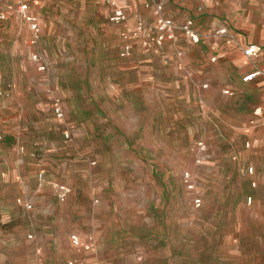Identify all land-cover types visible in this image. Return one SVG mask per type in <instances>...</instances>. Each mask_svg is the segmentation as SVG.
Here are the masks:
<instances>
[{"label":"rangeland","instance_id":"374dc122","mask_svg":"<svg viewBox=\"0 0 264 264\" xmlns=\"http://www.w3.org/2000/svg\"><path fill=\"white\" fill-rule=\"evenodd\" d=\"M129 5L134 19L142 5ZM1 6L8 17L0 21V75L12 89L0 94V264L38 257L46 264H264V147L221 145L196 98L170 95L169 71L144 77L146 53L135 46L120 54V27L106 0H31L41 24L35 43L16 5ZM49 89L63 96V120L51 110ZM114 93L122 115L109 111ZM199 139L211 157L203 163L192 150ZM41 159L50 191L38 188ZM239 160L257 166V185L240 173ZM53 181L72 184L67 203H59ZM63 216L69 229L97 236L94 251L70 241L69 251L51 252L46 227Z\"/></svg>","mask_w":264,"mask_h":264},{"label":"crops","instance_id":"0c3cea01","mask_svg":"<svg viewBox=\"0 0 264 264\" xmlns=\"http://www.w3.org/2000/svg\"><path fill=\"white\" fill-rule=\"evenodd\" d=\"M116 1L128 14V20L118 23L120 34L122 30L133 28L139 20L143 21L145 25L141 37L134 39V47L138 46L146 53L145 61L141 65V68H144L142 73L144 77L159 76L163 71H169L168 74L171 75L172 81V88L169 90L170 95L196 98L200 117L205 123L210 125L208 127H212L218 132L217 139L221 142V145L226 146L227 143H230L240 147H264V77L257 76L249 80L243 79L244 75L253 71L256 67L264 70V0H159L163 3L166 14L178 21H184L188 17H192L198 29L204 33L212 32L221 25H227L239 36L243 43L260 45L259 52L252 59L248 58L235 45L227 44L219 35H205L200 41L194 42L182 30H178L174 39L166 40L161 46L146 47L142 44L141 39L155 29V16L152 9L145 6L144 0ZM131 1L140 3L143 8L134 19L130 15L131 7L129 3ZM106 2L109 7L108 16H110L113 7L110 0H106ZM23 25L26 37L31 38L32 31L28 24L24 21ZM213 56H216V58L212 59ZM203 83L208 85L203 86ZM9 84L2 77L0 94H11L9 91H11L12 85ZM180 86L181 88H179ZM226 89L229 92H225ZM114 94L116 96L112 95V109L109 111H114L113 116H116V113L122 115V111L119 108L122 98L117 97V93ZM59 95L63 98L61 94ZM201 101L204 102V106ZM63 104L66 112L67 106L64 100ZM209 106L214 107L217 113L216 120L208 119V115L212 111H210ZM96 109L100 112L104 111L105 114L107 112V117L110 116L108 110H101L103 109L101 104H97ZM51 110L53 112L52 100ZM66 129H63V134ZM99 129L100 127L96 123L95 131L98 133ZM196 142L197 140L192 145L195 157L197 156ZM247 142L250 144L247 145ZM16 149L17 145L15 146ZM234 156L237 158L238 154L235 153ZM25 159L26 157H23L22 161H25ZM210 159L209 146L207 144L205 158L202 163ZM94 161L96 163V159ZM44 163L43 159L36 163V179L39 189L50 191L49 178L47 179ZM249 165L254 166V172H246L245 169ZM238 169L242 175L249 177L252 184L256 182L253 185H257L258 170L253 162L244 163L239 160ZM39 171H44L46 176V181L41 185L37 176ZM57 182L65 183L71 187L65 200L58 198L56 189L53 192L60 204L67 203L73 194V186L69 181ZM249 196L252 197V195ZM23 198L30 200L26 197ZM30 201L32 202V200ZM22 206L25 207L24 205ZM62 218L65 219L67 217L57 218L54 220L55 225L51 223L49 227H46L47 231H50L48 243L50 248H52V253H56L57 247L60 246L66 251L70 250V231L75 230V228L69 229V223L60 221ZM75 231L79 233L82 243H91L92 246L89 250L94 251L98 245L97 236L92 232L83 233L80 228H76ZM75 247H82V250L85 249L83 246ZM69 257L70 255H66L65 259ZM37 260L46 264L41 257H38L33 264ZM71 260L69 259L68 262Z\"/></svg>","mask_w":264,"mask_h":264},{"label":"built area","instance_id":"2783aa9c","mask_svg":"<svg viewBox=\"0 0 264 264\" xmlns=\"http://www.w3.org/2000/svg\"><path fill=\"white\" fill-rule=\"evenodd\" d=\"M5 2H9V6L11 7L13 4L16 5V11L18 15L21 17L23 21H25L29 28L32 31V37L30 41L35 43L38 39V36L41 31V26L39 22V18L37 15L31 11V0H0V20H4L7 18L6 9H4L1 4ZM110 3L113 7L112 12L110 13V20L115 23H122L128 20L127 12L118 5L116 0H110ZM144 4L146 7L152 9L154 16H155V29L151 31L145 37H142L141 42L146 47L151 46H161L163 43L168 39H174L176 37V33L178 30L184 31V33L194 42L200 41L205 35L215 34L221 36L227 44H233L240 50L244 52V54L252 59L260 50V45L256 43H248L245 44L239 38V36L227 25H221L217 27L214 31L209 33H204L198 29L195 24V20L192 17H188L184 21L178 22L172 16L168 15L164 11V5L159 0H144ZM145 29V25L143 21L139 20L136 22L133 28L125 29L121 31V38H122V45L120 49V54L122 56H127L130 54L134 48V39H138L141 37L142 32ZM33 59L38 64L39 69L44 70L46 68V64L42 59V56L38 52H34L32 55ZM216 56H213L212 59H215ZM262 76L264 77V70L260 67H256L253 71L244 75V80L253 79L254 77ZM207 83H203V86H207ZM2 87V76L0 75V88ZM49 92L52 97V109L54 115L63 120L66 118L65 107L63 104V98L57 94L54 90L49 89ZM225 92H229L228 89ZM202 105L204 106V102ZM71 129H66L64 132V136L66 140L72 139V132ZM250 143L247 142V145ZM197 156L196 161L202 163L203 159L205 158V151L207 150V143L203 139H199L195 145ZM21 150H24V145L20 146ZM95 163V161H92ZM246 172L252 173L254 172L255 168L253 165H249L246 169ZM38 180L39 184H43L46 181V176L44 171L38 172ZM184 177L187 182L189 188L194 187V181L192 179V173L187 170L184 172ZM256 182H253L255 184ZM53 186L56 189L57 196L60 200H65L68 192L71 190V187L65 183H60L57 181L52 182ZM251 196L248 197V200L251 201ZM98 201V199H95ZM17 201L24 205L26 208H32L33 203L30 200L24 199L23 197H18ZM194 204L196 206H201L203 201L202 197L195 196L193 198ZM32 236V234H29ZM71 241L75 246H84L86 249L91 248V243L86 242L82 243L81 237L78 233L73 232L70 234ZM74 261L71 260L70 264ZM35 264H44L42 261L37 260ZM102 264V263H101Z\"/></svg>","mask_w":264,"mask_h":264}]
</instances>
